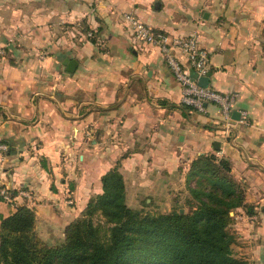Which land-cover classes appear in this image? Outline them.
Returning <instances> with one entry per match:
<instances>
[{"label": "crops", "instance_id": "obj_1", "mask_svg": "<svg viewBox=\"0 0 264 264\" xmlns=\"http://www.w3.org/2000/svg\"><path fill=\"white\" fill-rule=\"evenodd\" d=\"M124 13L196 33L211 52L208 86L238 92L234 111L246 110V122L225 133L214 104L183 106L159 49L133 38ZM263 29L264 0H0V188L16 197L0 199V214L31 208L48 243L39 232L61 239L115 165L125 195L150 205L185 192L190 164L211 154L229 161L254 207L237 209L232 248L264 264ZM66 58L77 61L73 72Z\"/></svg>", "mask_w": 264, "mask_h": 264}, {"label": "trees", "instance_id": "obj_2", "mask_svg": "<svg viewBox=\"0 0 264 264\" xmlns=\"http://www.w3.org/2000/svg\"><path fill=\"white\" fill-rule=\"evenodd\" d=\"M101 183L102 192L89 199L54 245L37 235L31 208L0 214V264H248L232 248L236 236L230 225L237 209L250 214L254 207L245 202L227 159L207 154L190 164V208L182 212L180 207L144 213L128 206L117 165Z\"/></svg>", "mask_w": 264, "mask_h": 264}, {"label": "built area", "instance_id": "obj_3", "mask_svg": "<svg viewBox=\"0 0 264 264\" xmlns=\"http://www.w3.org/2000/svg\"><path fill=\"white\" fill-rule=\"evenodd\" d=\"M123 19L131 29L135 40L159 49L164 62L180 86V103L183 106L198 113H204L207 103L214 104L222 117L225 133H228L232 123L246 122L248 116L246 110H237L239 115L237 120L232 117L239 97L238 92L222 93L208 85L201 86L198 83L200 77L208 76L210 73L211 52L199 45L196 33L175 35L164 30L153 29L130 13H124ZM4 54V48L0 47V58ZM6 151V144L0 143V152ZM20 194L27 196L23 191ZM0 199L7 203H14L16 197L8 187H2Z\"/></svg>", "mask_w": 264, "mask_h": 264}, {"label": "rangeland", "instance_id": "obj_4", "mask_svg": "<svg viewBox=\"0 0 264 264\" xmlns=\"http://www.w3.org/2000/svg\"><path fill=\"white\" fill-rule=\"evenodd\" d=\"M193 185H194V182L192 181L191 186H193ZM185 189H186L185 192L184 191H178V194L176 195V197H174V196L170 197V196L164 195L163 193L158 194L155 197H151V198H153V202H152L153 204L150 203V205H144L143 204V201H144L143 199L145 197H133V196H126L125 195V201H126V204L128 206L136 207V208L142 210L144 213L150 212V213L157 214V213L170 211L169 210L170 208L171 209L172 208L177 209L180 207H182V208H180L182 210H184V209L188 210L190 208V206L187 204L188 203L187 198L189 199L191 197H190V193H189L188 189L187 188H185ZM172 198H175V201H173L171 203L170 200ZM230 215L233 216V212H230ZM234 221H235V214L233 216V223H234ZM233 223H231V225H230L231 228H233ZM39 233L44 237L45 240L49 241L47 243L48 245H54V244L60 243L64 237V236H62V238L59 239L57 236V235H59L58 231H54V232L51 231L48 234L45 233L44 235L41 232H39ZM37 235H38V233H37ZM41 240L44 241L43 239H41Z\"/></svg>", "mask_w": 264, "mask_h": 264}, {"label": "water", "instance_id": "obj_5", "mask_svg": "<svg viewBox=\"0 0 264 264\" xmlns=\"http://www.w3.org/2000/svg\"><path fill=\"white\" fill-rule=\"evenodd\" d=\"M63 64L65 65V70L67 72H73L75 67H76L77 61L75 59L66 58V59H64ZM198 83L201 86H207L208 85V77L207 76L200 77L199 80H198ZM232 117L235 120H237L239 118L238 112L233 111L232 112ZM215 146L216 147L218 146L217 142H215ZM180 211L182 212V209H180Z\"/></svg>", "mask_w": 264, "mask_h": 264}]
</instances>
